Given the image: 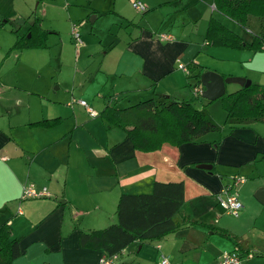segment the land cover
Returning a JSON list of instances; mask_svg holds the SVG:
<instances>
[{
    "label": "crops",
    "instance_id": "0c3cea01",
    "mask_svg": "<svg viewBox=\"0 0 264 264\" xmlns=\"http://www.w3.org/2000/svg\"><path fill=\"white\" fill-rule=\"evenodd\" d=\"M69 1L72 26L86 27L94 14L82 44L70 43L73 60L69 44H53L60 51L52 54L50 38L60 33L55 28L46 29V48L11 50L34 18L45 29V18L20 20L19 0H0V227L11 226L20 249L18 257L3 264H101L105 254L83 247L80 232L115 223L120 196L151 193L157 181L183 182L185 202L175 215L182 227L159 241L132 243L113 264H163V259L166 264H215L235 250V240L242 245L238 252L245 264H264V201L258 195L264 189L263 122H222L220 131L201 142L164 143L143 152L101 116L109 105L124 108L130 98L160 94L199 99L203 103L194 106L206 108L219 122L213 101L191 98L195 86L203 88L193 70L264 85V51L219 47L207 39L211 19L228 27L215 0H141L145 12L136 11L130 0ZM12 21L28 22V28H11ZM79 100L98 115L90 116ZM235 177L243 179L236 188L244 205L237 217L220 207L216 197ZM27 184L46 187L48 195L23 198Z\"/></svg>",
    "mask_w": 264,
    "mask_h": 264
},
{
    "label": "trees",
    "instance_id": "16d2710c",
    "mask_svg": "<svg viewBox=\"0 0 264 264\" xmlns=\"http://www.w3.org/2000/svg\"><path fill=\"white\" fill-rule=\"evenodd\" d=\"M216 8L226 17L249 30L251 40L229 29L217 19H211L207 39L215 46L235 50L264 51V0H215ZM251 20H258L251 30ZM250 24V25H249ZM249 25V26H248ZM28 33L31 34L28 37ZM49 30L40 26L38 18L28 32L17 36L11 50L46 48ZM195 70H193V73ZM193 76V75H192ZM201 97V96H195ZM226 111V124L231 126L264 123V85L252 81L233 93L221 97ZM191 100H179L173 96L153 94L128 107L107 106L101 113L111 125L123 129L135 149L143 152L158 150L164 143L180 146L198 143L212 132L221 130L206 108L197 109ZM55 124V121L52 122ZM42 125L48 122L40 123ZM185 202L183 182H155L151 193L120 196L117 221L103 229L81 231L80 244L102 251L106 257L119 255L134 242L159 241L182 227L175 219ZM189 225H197L190 222ZM223 237L233 239L225 230H218ZM242 245L235 240V250ZM20 254L19 241L13 238L11 226L0 227V264L9 262ZM242 255V254H241ZM258 255H263L261 252ZM243 256V255H242Z\"/></svg>",
    "mask_w": 264,
    "mask_h": 264
},
{
    "label": "rangeland",
    "instance_id": "374dc122",
    "mask_svg": "<svg viewBox=\"0 0 264 264\" xmlns=\"http://www.w3.org/2000/svg\"><path fill=\"white\" fill-rule=\"evenodd\" d=\"M39 1L40 0H19V10H20V12H22V14L24 16V19H20V20L26 19L28 22H30L32 20L31 15H33V17H34V15H36V16L37 15L38 16L43 15V17L45 18V21H44L45 29L50 30L51 28H55V29L60 31L58 36L50 38L49 43L51 45V49H53V51H54V52H52V54L54 55V54H56L55 53L56 51L57 52L60 51L59 48H56V50H55V48H52L53 44L61 43V44H65V46L69 44L70 45L69 50H67V51H69V55H70L71 59L73 60V57L75 56V52L73 49V45L71 47V44H70V43L74 44V40H73L72 35H71V26L72 25L69 23L70 16L66 10L68 5L70 4V1L69 0H58L60 3H57V2H55L57 0H41L40 7L38 5ZM38 7H39V9H38ZM218 15L220 16V14H218ZM80 16H81V13H78L77 17H80ZM93 16H94V14L88 18V20H87L88 24L86 25V27H82V28L80 27V30L82 32V40H85V37L90 34V29L93 26V23H92ZM221 17H223V19H224L225 23L228 25V27L230 26L229 28L235 29L237 32H240L241 34H243V36H245L249 39L252 37V35L249 33V31L246 28L242 27L241 25L237 24L236 22L232 21L231 19H229L225 16H221ZM28 22L25 25V24L18 23L17 21H12L9 26L11 28L13 26L16 30H21V31L25 30L26 31V29L28 28ZM257 23H258V20L257 21L251 20L250 24L253 27L250 26L249 28H251V30L253 29L256 31V28L258 27V25H256V27H255L254 24H257ZM95 27H97V25H95ZM69 35H70V38H69ZM68 41H70V42L68 43ZM65 60H66V62H69V57L67 56ZM54 61L57 64V62H56L57 60L54 59ZM54 70H55L54 65H52V68L49 69V72L51 74H54ZM49 72L47 71V75L49 74ZM259 78H263V77L259 76ZM238 86H239L238 84H230L228 86L229 87L228 92L229 93L232 92L233 88L238 87ZM192 94L194 95L193 91H191V98H192ZM143 98L146 99L147 97H143ZM200 99L204 100V102L207 103L204 98L200 97ZM130 100H131L130 105L135 104L136 102L140 101V99L138 97L130 98ZM141 100H143V99H141ZM194 101H195L194 103H195L196 107L198 106L199 103H203V101H200L199 99L194 100ZM211 104L216 105V106H214V107H216V112H215V109L213 112H214L216 118H218L219 122L216 119L215 120L217 121V123L222 128L223 123L226 124V119H225L226 118V111L223 107V101L221 98H219V99L211 102Z\"/></svg>",
    "mask_w": 264,
    "mask_h": 264
},
{
    "label": "built area",
    "instance_id": "2783aa9c",
    "mask_svg": "<svg viewBox=\"0 0 264 264\" xmlns=\"http://www.w3.org/2000/svg\"><path fill=\"white\" fill-rule=\"evenodd\" d=\"M133 8L138 12H145L147 10L146 5L141 0H130ZM72 37L76 45L82 44L80 25L74 23L72 26ZM163 39L171 40L172 37L169 34H162ZM179 67L188 72V68L185 65L180 64ZM189 73V72H188ZM194 96H202L203 88L197 85L193 88ZM81 105L85 106L90 116L96 117L98 113L88 105L87 101L79 100ZM4 158V157H3ZM243 182L240 177H235L232 184L224 187L222 191L217 193V202L227 213L232 216H239L243 210V202L239 198L238 191L236 190L237 185ZM47 188L43 187L38 189L34 184H27L23 187L22 197L23 198H42L47 196ZM117 255L106 257L101 260V264H113L116 260ZM163 264L167 263V259H163ZM215 264H245L244 257L236 250L224 254Z\"/></svg>",
    "mask_w": 264,
    "mask_h": 264
},
{
    "label": "water",
    "instance_id": "95a60500",
    "mask_svg": "<svg viewBox=\"0 0 264 264\" xmlns=\"http://www.w3.org/2000/svg\"><path fill=\"white\" fill-rule=\"evenodd\" d=\"M194 77L200 78V83L203 86V98L209 101H215L223 97L226 92V86L230 83H237L241 87H248L252 81L244 77H224L223 75L215 71H206L201 73L200 70H196L193 74ZM200 168L211 169L212 166L208 164H201ZM259 200L264 201V189H260L258 192Z\"/></svg>",
    "mask_w": 264,
    "mask_h": 264
}]
</instances>
